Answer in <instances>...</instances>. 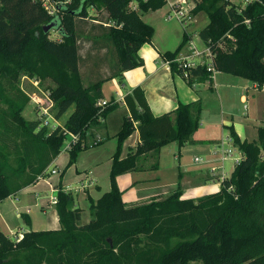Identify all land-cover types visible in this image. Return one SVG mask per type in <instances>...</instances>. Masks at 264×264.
<instances>
[{"label":"trees","instance_id":"16d2710c","mask_svg":"<svg viewBox=\"0 0 264 264\" xmlns=\"http://www.w3.org/2000/svg\"><path fill=\"white\" fill-rule=\"evenodd\" d=\"M167 1L72 0L50 14L40 0H0V99L7 102L6 114L17 125L5 123L0 129V201L46 175V167L61 152L65 130L79 134L69 150L67 167L82 150L101 142L88 139L87 130L99 124V115L106 117L119 105L114 98L103 106L98 104L104 99L103 83L118 78L123 84L126 70L144 64L139 50L152 42L155 27L142 15ZM133 2L137 6L131 8ZM89 7L107 12L111 24L95 39L101 42L107 36L116 60L112 70L98 73L85 84L77 20L89 16ZM199 12L209 18L199 35L215 52L216 69L264 86V0H250L243 7L232 0H197L191 14ZM52 21L55 24L51 29L60 39L50 37V31L43 29ZM187 41L184 34L175 50L162 53L165 60H170L172 72L183 76L188 70L173 59ZM103 48L100 45L98 49ZM34 50L38 55L33 60ZM23 71L56 82L51 90L56 116L60 118L73 108L64 130H49L44 125L37 131L39 121L23 117L29 102V96L18 86ZM188 72L189 83L213 81L205 66ZM124 101L129 114L117 133L111 189L98 199L90 198L92 219L81 225V210L72 190L59 188L56 208L61 227L26 231L19 242L0 229V264H264V125L257 128L253 140L241 138L234 126H229L242 156L219 190L198 200L185 198L179 176L178 186L169 196L127 205L118 175L136 169L140 156L150 153L157 158L153 164L157 169L164 145L177 141L182 148L192 143L202 104L181 102L173 112L155 115L141 86L127 93ZM135 130L140 141L122 158L123 143ZM143 238L147 240L141 245Z\"/></svg>","mask_w":264,"mask_h":264},{"label":"crops","instance_id":"0c3cea01","mask_svg":"<svg viewBox=\"0 0 264 264\" xmlns=\"http://www.w3.org/2000/svg\"><path fill=\"white\" fill-rule=\"evenodd\" d=\"M166 5L169 7V12L171 10L170 0L167 1ZM161 10L162 7L156 10H149L142 15L145 21L155 27V34L152 42L144 44L139 50V54L143 58L144 64L126 70L124 72L123 84H120V82L115 84L114 94H112L111 97L106 96L105 85L107 82L112 81L115 78L103 83L102 91L104 99L110 100L111 98H114L118 100L119 105L106 115L103 122H99V124L94 125L87 130L88 139H95L98 136L100 137L101 142L86 148L88 150H82L79 153L77 160L68 167L70 152L63 148L48 167L54 175H50L47 178H41L40 180L23 187L14 195L1 200L0 229L5 234L11 236L14 232H26L31 229H59L61 227L59 214L56 205L50 200L51 195L57 193L59 188L72 190L73 193H75V190H77L79 194H82L83 192L84 196L86 195L85 197H87V193H89L93 199H98L104 192L111 189L110 172L113 163V154L118 146L117 133L122 128L124 116L129 114V108L124 101V97L137 86H141L144 89L148 103L155 115L173 112L181 102L189 103L200 101L203 108L206 97H216L221 101V106H223L225 102L227 103V97L230 101V95L235 94L236 91L239 90L240 100L243 103L245 102L243 105L244 109H247L248 115L251 113L253 116L251 118V123L235 119L233 114L222 112L221 125L227 129L230 137L229 126L231 125L234 126L241 138L253 140L257 137V128L260 125H264V122L262 121L264 114V92L254 89V81L246 78L245 80H235L228 73V75L222 76V82L218 83L216 82L215 76L213 81L207 80L210 83V93L207 88H202V85L206 81H194L193 83H189L188 79L183 75L173 73L170 63L165 60L162 54L167 50H175L182 41L184 34H187L188 41L181 51H188L190 40H194L199 47H202L205 43L201 39L199 31L207 25L209 19L206 20L205 18V25L199 29L196 34L195 32H189L186 30L183 26L184 24L178 19V22H176L172 21L173 19H167L166 16H163L158 20L157 18L159 17ZM203 15H205V13L199 12L195 15V19L203 17ZM159 23L162 25L160 26L164 32V39L158 36ZM192 23L193 22H191V24ZM195 35L199 37L197 41L194 39ZM86 45H89V47L84 48L87 52L93 49L91 43L87 42ZM95 51L96 53H100L101 57L104 55L103 49L97 48ZM253 122L259 123L252 124ZM209 123L215 122L210 121ZM204 125L205 123L200 121V126ZM254 129L256 130L255 132H253ZM220 132L222 134V130L219 128L211 130L207 133L209 139H207V142L203 143H198L194 138L192 143H186L182 146L180 149L181 153L187 152L188 150H194L195 157H197L199 154L197 151L200 150L202 153L205 152L208 156L207 159L212 158L214 160V157L217 155V153L214 152L218 150L216 149L218 145L220 147V141L216 137ZM227 138L228 137L224 138L225 141H222L224 144H226ZM139 141V131L135 130L133 134L124 141L121 157L123 158L133 151ZM211 144H213L215 150L211 148ZM163 148L164 146L161 148L159 165L156 172H160L159 168L164 151ZM104 149H107L105 154ZM63 150L68 152L64 153ZM232 154L233 152L230 157ZM207 159L206 162H204L205 160H201V163L195 162L200 166H197L193 162L194 164L185 163L184 166L179 167V173L181 174L191 169V167L192 169L196 168V174H193V176L186 173L183 174L181 179V184L184 190L183 197H195L198 196V194H203L202 191L211 193L219 190L221 183L213 191L206 189L207 182H210L211 180L215 181V177L212 173L208 174L205 172V169L207 167L209 168V165L211 164V161H207ZM145 168L148 167L145 165L141 166L137 163L136 169L121 173L117 177L119 188L123 191L124 201L127 205L144 203V199L139 197L141 196V193L137 192L135 189L138 185H141V182L145 179L138 177V173L140 174L146 171L144 170ZM54 169L56 172H53ZM157 178L159 177H154L153 179ZM155 194L152 196H160L157 192ZM157 198L160 199V197ZM83 199L85 198L83 197ZM151 199L152 197L147 198V200ZM26 217L30 219L29 223L26 222Z\"/></svg>","mask_w":264,"mask_h":264},{"label":"rangeland","instance_id":"374dc122","mask_svg":"<svg viewBox=\"0 0 264 264\" xmlns=\"http://www.w3.org/2000/svg\"><path fill=\"white\" fill-rule=\"evenodd\" d=\"M52 1L53 2L63 1L64 3L59 6H64L70 3L72 0H52ZM174 1L175 0H170L171 3ZM196 1L197 0H188V3L190 6L194 7L196 4ZM232 1L235 2V4L243 7L250 0H232ZM130 6L131 8H134V6H137V3L133 2L130 4ZM168 10H169L168 5H165L164 7H162V10L159 13L160 15L157 19L160 20V18H162L163 16H166L168 13ZM88 11H89L88 17L79 18L77 20L78 28L80 31V37H79V41H80L79 45H80V53H81V60H80L81 67L80 68H81V73H82V77L84 78L83 80L85 84H87L90 80L97 78L98 73L100 72L108 73L110 70H112L111 66L112 68L114 67V62H115L114 60H116V51L115 49L113 50L112 44L111 43L109 44V42L107 41L109 40L107 36H105L104 40L103 41L101 40V42L96 41L95 39L97 35H99L100 33L103 34V28H106V27L109 28V25L111 24L107 18L108 17L107 12L104 9H95L94 7H89ZM195 15H192V19H190L189 21L188 19H185L187 23L186 25H183V26L189 32H195L197 34V31L205 25V22H206L205 18L206 20H208L209 18L205 14L206 17L205 15H203V17L195 19ZM172 21L178 22V20L175 18H173ZM191 22L193 23L191 24ZM160 25L161 23L158 24V28H159L158 36L164 39V32L161 28L162 25L161 26ZM50 37L54 39L61 38L59 33L55 29L50 30ZM194 39L197 41L199 37L195 35ZM87 42L91 43L94 46H97V48H100V45L103 46L104 55L101 57L100 53H96L95 51V49H97L96 47H93L92 50L87 52L84 49L85 47H89V45H86ZM37 55H38L37 50L36 51L34 50V52L32 53V59L34 60L37 57ZM226 75H228V73L223 72V71L221 72L220 70H218L216 73V82L221 83L222 82L221 77L226 76ZM230 76L234 78L235 80H245L244 77H240L238 75L230 74ZM117 82H119V79L115 78L114 80L106 83L105 92H106L107 97H111L112 94H114L115 84ZM255 85H257V88H254V89L264 92V86L260 87L257 83H255L254 86ZM18 86L29 96V102L25 106L24 110L22 111V115L28 121H39V127L37 128V131L40 129L41 126H44V125H46L49 130H54L57 127H60L61 130H64L65 121L67 119V116L70 114L73 108H71L68 112H66L60 118L56 116L58 109H57L55 100L51 96V90L52 88L56 86V82L53 80V78L45 77L44 79H40L38 77L29 75L28 72L23 71L19 79ZM202 88L203 89L207 88L208 91L211 90L209 81L206 80V82H204V84L202 85ZM209 92L211 93V91ZM239 92L240 91L238 90L236 91L235 94H231L229 97L230 101L227 97V103L225 102L223 106H221V101L218 100L216 97L214 98L206 97L205 98L206 100H204L202 113H201V119H200V121L204 122L205 125L204 126L199 125L197 132H195V134L193 135V139L195 138V141L197 140L198 143L207 142V139H209V136L207 135V133H209L211 130H215L219 128L222 130V134L220 132L216 136L220 141L219 144L222 141H225L224 138L228 137L225 146L229 148H233V151H232L233 154L230 158L224 161V168L223 169L220 168L218 170L220 174L224 173L226 177H229L231 175L236 165V160L241 158L242 152L234 145L227 129L221 125L222 112L227 113V114H233L235 119H240L241 121H247L249 123H251V118L253 117L251 113H249L248 115V111L246 108L244 109L243 105L245 102L243 103L240 100ZM8 110H9V106L7 102H4L2 99H0V114H4V113L6 114ZM5 114L0 119V129L2 128V126H4L3 124L5 123L11 124V122H12V125L16 127L17 125L13 121V119L10 117V115L8 114L5 115ZM41 115L44 116L43 117L44 119L40 118ZM53 118H55V120ZM45 120L46 121L48 120L47 121L48 123H43L45 122ZM210 121H214L215 123H209ZM255 123H259V122H253L252 124H255ZM255 131L256 130L254 129L253 132ZM64 142H67V141L65 140ZM64 142L61 147V151L63 148H65ZM211 148L212 149L215 148L213 144H211ZM218 148H219V145L216 149ZM180 149L181 148H179V144L177 141H173V142H170L169 144L164 145V148H163L164 151L162 154L161 164L159 168L160 172L158 171L156 172L155 168L153 169V164L157 159L156 156L152 155V153L140 156L138 163L141 166L145 165L148 168L144 169L146 171L140 174L138 173L139 175L138 177L145 178V179L141 182V185H138V187L135 190L141 193V196L139 197H141V199H144L143 200L144 203L150 201V200H147V198L149 197H152V199H158L157 197L165 198L169 196L177 188L178 182H179V176L182 179L184 173L190 174L191 176H193V174H196V168L192 169V167L191 169H189L186 172H183L182 174L179 173L180 166H184L185 163H193V162L195 163L196 162L195 161L196 155H195L194 150H188L187 152L181 153ZM63 152L67 153L68 151L63 150ZM106 152H107V149H104V154ZM197 153H199L197 156H199L200 158L205 160L204 162H206V159L208 156L205 154V152L202 153V151L198 150ZM15 156L16 154L12 152L11 158L15 159ZM196 163H201V162H196ZM50 164L46 167V170L44 171L46 175L41 178H47L50 175H54L51 173V170H49L48 168ZM211 164L214 165L216 163L212 162ZM211 164L209 165V168L207 167L205 169V172L208 174L211 173V170H210ZM197 166H200V165H197ZM49 171H50V174H49ZM154 177H159V178L153 179ZM217 177L219 180L216 178L215 181L211 180L210 182L206 183L207 190L213 191L222 182V179H220V176L218 175ZM41 178H39L38 176L37 180H40ZM181 179H180V182H181ZM66 191H69V190H66ZM156 192L159 193L158 195L160 196L153 197L152 195H154ZM202 192L203 194H198V196L191 197V198L198 200L200 196L210 193V192H205V191H202ZM55 194L57 195V193ZM73 194L75 197V203L80 208L81 214H82V217L79 223L81 225H84L92 219V215H91V211L89 207H90V198H93V197H91L89 193H87V197H85L86 195L84 196L83 192L82 194L81 193L79 194L77 190H75V193ZM53 196L55 197L54 194L51 195V197ZM83 197L85 199H83ZM56 200L58 201V198H56ZM56 203L57 202L53 204L56 205ZM24 233L25 232H17V233L14 232L9 237L15 242H19L23 238ZM20 235L21 237H19ZM146 240L147 239L143 238L141 245L145 244ZM189 264H202V262L201 261H191Z\"/></svg>","mask_w":264,"mask_h":264},{"label":"built area","instance_id":"2783aa9c","mask_svg":"<svg viewBox=\"0 0 264 264\" xmlns=\"http://www.w3.org/2000/svg\"><path fill=\"white\" fill-rule=\"evenodd\" d=\"M40 1L42 2L43 7L46 10H48L50 14H55L58 11L59 5H62L64 3L63 1L53 2L52 0H40ZM170 5H171V10L166 15L167 19H173V18L178 19L181 22H183L184 25H186L187 23L185 19H188V21L192 19L191 9L193 6L189 5L188 0H175L172 3L170 2ZM188 48H189L188 51L179 52V54L177 55L176 58L173 59V61L179 62V65L184 70L187 69L188 71L192 70L193 68H197L199 66H205L207 70L210 71V78L214 80L218 70L216 69V66H215V52L212 50L211 46L205 43L203 44L202 47H199L194 42V40H190ZM167 62L170 63V60H167ZM188 71L184 72V76L186 78L190 76ZM254 88H257V85H255ZM108 101L109 100H106V99H100L98 104L103 106ZM43 117H44L43 115L40 116L41 119H44ZM53 119L55 120V118ZM104 119H105L104 116L102 115L98 116L99 122H103ZM47 121L45 120V122L43 123H48ZM65 133L67 136L65 140L67 142H64V145H65V149L69 151L73 147V145L79 140V134H75L68 130H65ZM96 141H100V137L97 136ZM232 151H233V148L226 147L224 142H221L218 150L214 152V153H217L216 157H214V160L212 158L207 159V161H211L210 163L212 162L216 163L214 165L211 164V167H210L211 173L214 176L219 175L220 179L222 180L226 178V175L224 173L220 174L218 170L220 168L221 169L224 168V161L230 158ZM201 160L203 159L200 158L199 156L195 157L196 162H200ZM239 160L240 158L237 159L236 162ZM53 172H56V170L54 169ZM54 195L55 197L54 196L51 197L52 203L57 202L56 200L57 195L56 194ZM19 237H21V235Z\"/></svg>","mask_w":264,"mask_h":264},{"label":"water","instance_id":"95a60500","mask_svg":"<svg viewBox=\"0 0 264 264\" xmlns=\"http://www.w3.org/2000/svg\"><path fill=\"white\" fill-rule=\"evenodd\" d=\"M55 24V21H52L46 25L43 26V29L45 30V32H49L51 30V28L53 27V25Z\"/></svg>","mask_w":264,"mask_h":264}]
</instances>
